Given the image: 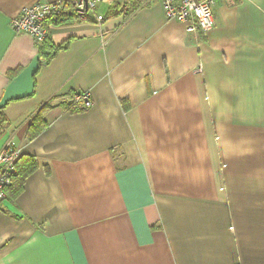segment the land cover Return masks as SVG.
I'll return each instance as SVG.
<instances>
[{
  "label": "crops",
  "instance_id": "0c3cea01",
  "mask_svg": "<svg viewBox=\"0 0 264 264\" xmlns=\"http://www.w3.org/2000/svg\"><path fill=\"white\" fill-rule=\"evenodd\" d=\"M50 1L0 0V148L35 163L1 203L0 264H264V0L216 1L205 32L100 0V24L49 26L68 43L44 61L10 21Z\"/></svg>",
  "mask_w": 264,
  "mask_h": 264
},
{
  "label": "built area",
  "instance_id": "2783aa9c",
  "mask_svg": "<svg viewBox=\"0 0 264 264\" xmlns=\"http://www.w3.org/2000/svg\"><path fill=\"white\" fill-rule=\"evenodd\" d=\"M100 0H55L50 2H35L23 7L11 19L10 26L15 32L30 35L36 43L41 42L47 34L46 23L49 19L58 18L62 13L71 10L80 19L92 13L96 23L104 20L103 15L96 13ZM218 0H161L162 7L168 19L187 22L188 30L199 29L205 32L215 25L213 6ZM232 3V0H227ZM70 101L78 103L83 108L92 105V99L87 91L74 94ZM19 151L11 143L0 148V203L6 198V189L11 184L15 174V163Z\"/></svg>",
  "mask_w": 264,
  "mask_h": 264
},
{
  "label": "trees",
  "instance_id": "16d2710c",
  "mask_svg": "<svg viewBox=\"0 0 264 264\" xmlns=\"http://www.w3.org/2000/svg\"><path fill=\"white\" fill-rule=\"evenodd\" d=\"M148 0H132V4L126 8V13H130L131 11L135 10L139 5L145 3ZM127 4V3H126ZM78 17L72 12H64L58 18L49 19L46 23V26L49 28L50 25H57L64 22L72 21L77 19ZM68 41H64L59 45H54L50 42L48 37V33L44 37V39L37 43L39 56L43 58L44 61H49L59 50L65 48L67 46ZM77 94V93H75ZM72 97V95H71ZM65 108L69 111L76 112L81 111L85 108L81 107L78 103H74L73 101L65 102ZM5 120L1 119L0 116V123L4 122ZM44 127V123L41 118L37 115L32 122L30 123V135H35ZM35 168V163L33 159H27V161L21 162L20 157L16 160L15 163V174L12 178L11 184L6 189V197H10L14 193H17L21 189V182L24 178V175L27 174L29 171ZM1 206V203H0Z\"/></svg>",
  "mask_w": 264,
  "mask_h": 264
},
{
  "label": "rangeland",
  "instance_id": "374dc122",
  "mask_svg": "<svg viewBox=\"0 0 264 264\" xmlns=\"http://www.w3.org/2000/svg\"><path fill=\"white\" fill-rule=\"evenodd\" d=\"M181 22H183V21H181ZM185 23H187V22H185ZM187 24H188V23H187ZM188 27H189V25H188ZM188 27H187V28H188Z\"/></svg>",
  "mask_w": 264,
  "mask_h": 264
}]
</instances>
